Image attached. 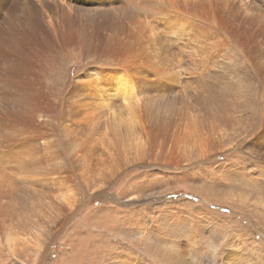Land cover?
Instances as JSON below:
<instances>
[{
  "label": "bare ground",
  "instance_id": "6f19581e",
  "mask_svg": "<svg viewBox=\"0 0 264 264\" xmlns=\"http://www.w3.org/2000/svg\"><path fill=\"white\" fill-rule=\"evenodd\" d=\"M62 58L82 67L56 90L49 77ZM244 101L254 124L243 143L263 153L264 0H0V239L8 255L22 249L20 239H56L79 209L77 181L82 194L88 181L100 192L131 166L160 161L174 171L220 155V130Z\"/></svg>",
  "mask_w": 264,
  "mask_h": 264
},
{
  "label": "rangeland",
  "instance_id": "374dc122",
  "mask_svg": "<svg viewBox=\"0 0 264 264\" xmlns=\"http://www.w3.org/2000/svg\"><path fill=\"white\" fill-rule=\"evenodd\" d=\"M72 64L77 65L72 58H62L50 75L56 90L82 67L68 74ZM181 97L185 108L190 104L198 111ZM244 102L246 110L220 128L225 139L220 155L174 171L160 168V161L131 166L100 192L88 181L91 189L82 194L77 181L79 209L56 239H20L22 249L13 258L0 239V264H264V202L257 205L253 192L261 175L264 186V152L243 143L254 124ZM47 190L40 188L45 196ZM23 198H30L26 206L38 207L32 195ZM39 240L47 246L38 249Z\"/></svg>",
  "mask_w": 264,
  "mask_h": 264
}]
</instances>
